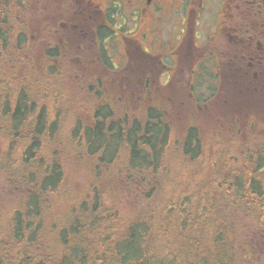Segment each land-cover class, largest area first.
Returning a JSON list of instances; mask_svg holds the SVG:
<instances>
[{
	"label": "trees",
	"instance_id": "16d2710c",
	"mask_svg": "<svg viewBox=\"0 0 264 264\" xmlns=\"http://www.w3.org/2000/svg\"><path fill=\"white\" fill-rule=\"evenodd\" d=\"M13 22L0 4V172L12 196L24 193L0 222V264H257L264 146L210 151L196 125L173 140L152 106L129 119L100 104L60 136L59 115L49 118L17 71L7 73V51L22 61L29 42ZM241 127L235 142L260 132L257 120ZM50 141L75 147L74 161L88 166L85 182L69 186L65 157ZM171 158L183 166L170 175ZM122 188L136 196L126 205L132 213L121 207L129 200H119Z\"/></svg>",
	"mask_w": 264,
	"mask_h": 264
},
{
	"label": "rangeland",
	"instance_id": "374dc122",
	"mask_svg": "<svg viewBox=\"0 0 264 264\" xmlns=\"http://www.w3.org/2000/svg\"><path fill=\"white\" fill-rule=\"evenodd\" d=\"M10 1L13 0H0V4L7 9L10 8L13 23L18 29L16 31L23 30L22 32L29 42L22 45L24 47L20 52L21 55H24L22 61L19 60L17 53L7 51L5 56L9 57L8 62L10 65L6 69L7 73L12 72V69L17 71L16 75L20 76L17 80L18 83L27 86L29 93L37 96L36 103L46 105L49 118L56 114L59 115L58 118L61 123L60 136L68 131L73 119L79 118L82 121H87L92 109L100 104L101 106H111L114 115H124L129 119L143 116L146 107L152 106L163 111L166 119H168L173 140L178 139L189 125H196L202 138L208 145L210 144L208 147L210 151L224 148L229 152L237 149L242 152L238 146L248 147L247 149L256 151L260 146H264V137L259 138L261 135L264 136V119H262L264 110L257 111V115L249 111L248 107L242 106L240 108H243V113L236 109L238 107H231V109H227L225 113H222L221 111L218 112L220 101L217 99L209 101L207 105L204 104L203 100L195 101L194 99L200 97H208L211 91L188 89L186 87L185 82L189 76V70L191 71L193 67L192 65H189L188 69H183V72L181 66L176 62L177 74L167 80L166 74L162 75L160 66L162 62L169 66L172 63L171 58L165 54V50L155 49L151 52L154 53L152 55L144 53L139 56L144 61L152 62L156 71L153 76L149 73L150 70L144 69L145 76H150V78L144 80L145 84H142L140 83L141 70H138V72L135 71L134 80L127 81V74L123 69L128 66V60L125 62L124 57H118L114 54L112 57L107 58V61L111 59V62L108 61L106 64L107 69H105L102 66L105 65V60L102 58H99L100 61L97 58L96 60L95 54L91 53V50L87 47L88 43H85V47L82 49L77 46L79 42H74L71 44V48L65 50L66 48L62 47L59 37L57 39L51 34L46 38L45 28L42 26L43 20H45L43 18L50 20L49 18L53 16L54 23L51 32H54L56 27L59 28L62 23H70L71 21L67 20L68 15H66V12L71 9L69 2L66 0H27L28 2L22 6L16 0L12 4ZM204 18H207V22H209L213 19V14L205 10L202 19ZM175 23L178 24L177 18H175ZM166 37V34H164V38ZM196 43H198L197 40ZM50 45H57L58 51L53 53V50L48 49L46 54L45 48L50 47ZM207 45L210 47V40H208ZM30 52L32 57L29 56ZM48 52L51 53L48 54ZM158 52L160 53L158 54ZM0 59L3 58L0 57ZM159 59H161V63L158 62ZM111 63L117 65L118 69L112 68ZM155 63L158 71L155 69ZM208 64L209 62L206 61L204 67ZM98 65L100 66L99 70H97ZM119 69H121L120 72ZM205 69L209 71L210 67ZM23 72L25 75L22 76ZM146 82H149V84ZM216 94L217 90L214 89L212 98H215L214 95ZM253 115L261 117V119L252 117ZM256 120L260 132L256 133L255 130L247 133L252 136L241 134L242 137L239 140L235 139L236 142L233 141L234 131L237 128L245 130V127L242 128L241 125L245 123L247 126L250 121L253 123ZM253 133L256 134L253 135ZM48 144L50 148H56L57 146L64 155L63 161H65L64 164L67 168L66 182L71 183L70 187L80 185L90 177L87 163L84 161L75 162L74 146H65L64 143L56 145V142L53 141L48 142ZM41 147V150L45 149L43 145ZM168 165L170 166V175L175 172L176 168L183 166L173 158H171ZM13 188L12 180L4 174V171H1L0 222L10 211L12 205L19 202L18 197L20 198L24 194L19 191L17 197L12 196ZM119 193V200L129 199L121 206L124 212L132 213L133 210L130 209V205H126L134 202L136 196L129 195L130 192L123 188ZM68 198V194L66 197H62L64 200H68ZM62 199H58L59 203L56 206L63 205L61 203ZM261 247L258 251L257 264H264V246Z\"/></svg>",
	"mask_w": 264,
	"mask_h": 264
},
{
	"label": "flooded vegetation",
	"instance_id": "af4514ba",
	"mask_svg": "<svg viewBox=\"0 0 264 264\" xmlns=\"http://www.w3.org/2000/svg\"><path fill=\"white\" fill-rule=\"evenodd\" d=\"M28 1L20 0L22 6ZM66 1L71 4L66 12L70 23L60 24L54 32H51L53 16L50 20L43 18L42 23L46 38L51 34L59 37L65 50L74 42H79L77 46L82 49L88 43L95 59H104L105 65L111 62L107 58L114 54L124 57L125 62L128 60V66L123 69L127 81L133 79L135 71L141 70L143 84L150 78L145 76L144 69L150 70L152 76L156 71L151 61L139 56L152 55L151 52L161 48L172 61L167 66L158 60L167 80L177 74L176 62L183 72L192 65L186 87L211 91L208 97L195 101L203 100L207 105L217 99L220 101L218 112L222 113L231 107H238L241 112L242 106L257 115V111L264 110V0ZM205 10L213 14L209 22L207 18L202 19ZM48 49L53 53L58 51L57 45L46 47V54ZM206 61L210 65L204 67ZM105 65L102 66L107 69ZM111 65L118 69L117 65ZM97 67L99 70L100 66ZM206 67H210L209 71ZM214 89L217 94L212 98Z\"/></svg>",
	"mask_w": 264,
	"mask_h": 264
}]
</instances>
